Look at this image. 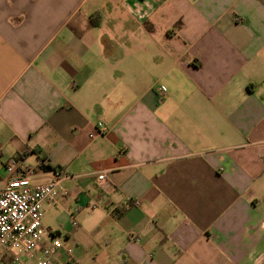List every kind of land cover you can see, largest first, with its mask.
Masks as SVG:
<instances>
[{
    "label": "crops",
    "instance_id": "obj_1",
    "mask_svg": "<svg viewBox=\"0 0 264 264\" xmlns=\"http://www.w3.org/2000/svg\"><path fill=\"white\" fill-rule=\"evenodd\" d=\"M10 159L68 174L22 264H264V0H0Z\"/></svg>",
    "mask_w": 264,
    "mask_h": 264
},
{
    "label": "built area",
    "instance_id": "obj_2",
    "mask_svg": "<svg viewBox=\"0 0 264 264\" xmlns=\"http://www.w3.org/2000/svg\"><path fill=\"white\" fill-rule=\"evenodd\" d=\"M98 127L100 135L107 131L102 122ZM90 137L94 138L95 134ZM42 164L44 161L41 160ZM6 171V184L0 191V247L11 253L12 264H22V257H33L45 237L51 235L43 226L44 204L57 200L59 185L68 174L65 170H57L52 181L34 186L29 179L34 170L22 168L18 160L10 159ZM99 179H104V176L101 175ZM74 225L78 226L77 223ZM61 249L63 243L53 238L51 245L43 248V256L37 260V264H56V255ZM67 252L71 255V250ZM69 264H72L71 260Z\"/></svg>",
    "mask_w": 264,
    "mask_h": 264
},
{
    "label": "trees",
    "instance_id": "obj_3",
    "mask_svg": "<svg viewBox=\"0 0 264 264\" xmlns=\"http://www.w3.org/2000/svg\"><path fill=\"white\" fill-rule=\"evenodd\" d=\"M92 21H93V24H97L96 20L92 18ZM118 214H121V213H118Z\"/></svg>",
    "mask_w": 264,
    "mask_h": 264
}]
</instances>
